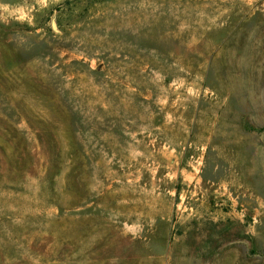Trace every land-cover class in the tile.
Returning a JSON list of instances; mask_svg holds the SVG:
<instances>
[{"label": "rangeland", "instance_id": "374dc122", "mask_svg": "<svg viewBox=\"0 0 264 264\" xmlns=\"http://www.w3.org/2000/svg\"><path fill=\"white\" fill-rule=\"evenodd\" d=\"M0 264H264V0H0Z\"/></svg>", "mask_w": 264, "mask_h": 264}]
</instances>
